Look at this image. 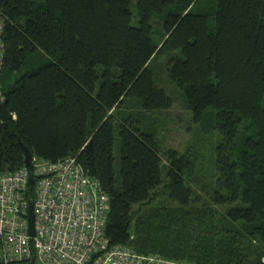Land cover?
I'll list each match as a JSON object with an SVG mask.
<instances>
[{"label": "trees", "instance_id": "16d2710c", "mask_svg": "<svg viewBox=\"0 0 264 264\" xmlns=\"http://www.w3.org/2000/svg\"><path fill=\"white\" fill-rule=\"evenodd\" d=\"M133 5L0 0L2 87L16 116L0 118V174L25 166L20 142L43 161L76 157L109 199L112 246L185 264H264V0ZM161 58L193 122L218 138L209 183L196 154L165 151L149 121L175 100L156 79Z\"/></svg>", "mask_w": 264, "mask_h": 264}, {"label": "built area", "instance_id": "2783aa9c", "mask_svg": "<svg viewBox=\"0 0 264 264\" xmlns=\"http://www.w3.org/2000/svg\"><path fill=\"white\" fill-rule=\"evenodd\" d=\"M0 18V102L5 44ZM13 119L16 116L13 115ZM35 180V235L29 230L30 178ZM109 199L100 183L68 156L57 162L32 158L29 168L0 174L2 264H185L112 246L105 234Z\"/></svg>", "mask_w": 264, "mask_h": 264}, {"label": "rangeland", "instance_id": "374dc122", "mask_svg": "<svg viewBox=\"0 0 264 264\" xmlns=\"http://www.w3.org/2000/svg\"><path fill=\"white\" fill-rule=\"evenodd\" d=\"M136 2L133 0V13L136 14ZM159 16H154L153 21ZM136 24V21H134ZM155 27L160 28V23L155 22ZM162 28V27H161ZM160 30V29H159ZM156 37L159 38L162 30L155 29ZM158 70L160 69V75L157 80L162 89L171 96L174 100L173 107L165 112L155 113L150 115V123L156 130L157 136L160 139L163 149H174L180 153L194 152L198 158V166L201 169L198 177L204 179L207 183L210 182V170L213 166V154L216 147L218 138L213 133H205L200 124H195L192 120V113L185 107L184 92L173 84L166 74V59L161 58L157 62ZM115 157L117 159L116 167L120 168V143L117 141L115 147ZM207 171V174H206ZM198 192L205 197L206 193H203L199 188H196ZM208 197V196H207ZM162 204L165 200L164 197L159 198ZM155 205V204H154ZM167 205V204H166ZM165 205V206H166ZM198 207L201 203L197 204ZM221 211V210H220ZM222 212V211H221ZM219 217V216H218Z\"/></svg>", "mask_w": 264, "mask_h": 264}, {"label": "water", "instance_id": "95a60500", "mask_svg": "<svg viewBox=\"0 0 264 264\" xmlns=\"http://www.w3.org/2000/svg\"><path fill=\"white\" fill-rule=\"evenodd\" d=\"M8 99L5 98L3 103L0 102V118L3 122H8L13 120V114L7 108ZM22 149L25 154V167L29 168L32 162V155L29 149L21 143ZM33 181V178H30V183ZM29 234L33 237L35 235V215H34V202L29 200ZM2 264V263H0ZM30 264H36L35 260H32Z\"/></svg>", "mask_w": 264, "mask_h": 264}]
</instances>
